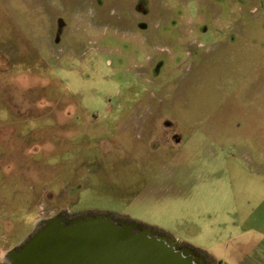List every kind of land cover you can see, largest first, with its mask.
Here are the masks:
<instances>
[{
	"label": "rangeland",
	"instance_id": "rangeland-1",
	"mask_svg": "<svg viewBox=\"0 0 264 264\" xmlns=\"http://www.w3.org/2000/svg\"><path fill=\"white\" fill-rule=\"evenodd\" d=\"M105 211L264 264V0H0V264Z\"/></svg>",
	"mask_w": 264,
	"mask_h": 264
},
{
	"label": "water",
	"instance_id": "water-1",
	"mask_svg": "<svg viewBox=\"0 0 264 264\" xmlns=\"http://www.w3.org/2000/svg\"><path fill=\"white\" fill-rule=\"evenodd\" d=\"M12 264H206L170 234L111 213L49 217L5 255Z\"/></svg>",
	"mask_w": 264,
	"mask_h": 264
},
{
	"label": "flooded vegetation",
	"instance_id": "flooded-vegetation-1",
	"mask_svg": "<svg viewBox=\"0 0 264 264\" xmlns=\"http://www.w3.org/2000/svg\"><path fill=\"white\" fill-rule=\"evenodd\" d=\"M88 213H97V212H88ZM101 213H111L112 216H113V218H114L116 221H130V219H129L127 216H118V214H114V213H112V212H110V211H105V212H101ZM58 216H63V217H65V218H67V216H68V212H66L65 214H59ZM67 219H71V218H67ZM44 221H45V220H39V221L36 223L34 230L37 229V228H39L40 226H42V225L44 224ZM34 230H33V231H34ZM17 246H18V245H17ZM17 246H16V247H17ZM7 261L9 262V264H12L9 260H7ZM206 264H212V263L207 259V257H206Z\"/></svg>",
	"mask_w": 264,
	"mask_h": 264
},
{
	"label": "crops",
	"instance_id": "crops-1",
	"mask_svg": "<svg viewBox=\"0 0 264 264\" xmlns=\"http://www.w3.org/2000/svg\"><path fill=\"white\" fill-rule=\"evenodd\" d=\"M243 233H244V234H243ZM249 233H250V230H247V231L242 232L243 235H246V234L248 235ZM260 239H261V238L256 237V235L254 234V235H250V236L248 235V236H246L245 241H246V242H251V241H255V242H256V241L258 240V242H259Z\"/></svg>",
	"mask_w": 264,
	"mask_h": 264
}]
</instances>
